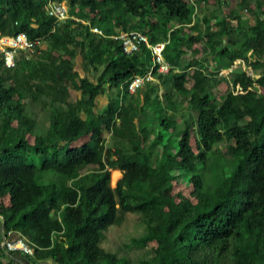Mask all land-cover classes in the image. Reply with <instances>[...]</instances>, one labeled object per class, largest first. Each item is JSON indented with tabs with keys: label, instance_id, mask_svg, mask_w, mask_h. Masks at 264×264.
<instances>
[{
	"label": "trees",
	"instance_id": "1",
	"mask_svg": "<svg viewBox=\"0 0 264 264\" xmlns=\"http://www.w3.org/2000/svg\"><path fill=\"white\" fill-rule=\"evenodd\" d=\"M48 1L0 0L2 34L39 41L18 49L13 67L0 50V264H264V0H236L215 28L197 18L203 0H65L58 25ZM91 26L169 39V72L154 67V80L129 93L132 76L151 69L150 49L125 54ZM56 34L67 61L42 48ZM197 42L246 67L212 78L184 57ZM55 63L65 85L41 72ZM16 69L24 80L13 85ZM111 170L114 179L121 171L115 186ZM177 178L192 198L166 194ZM112 226L126 227L116 240L106 236ZM3 236L33 255L6 251Z\"/></svg>",
	"mask_w": 264,
	"mask_h": 264
},
{
	"label": "built area",
	"instance_id": "2",
	"mask_svg": "<svg viewBox=\"0 0 264 264\" xmlns=\"http://www.w3.org/2000/svg\"><path fill=\"white\" fill-rule=\"evenodd\" d=\"M47 13L55 17L57 25L60 21L68 17V10L63 1L49 0L47 4ZM90 31L100 36L108 35L110 38L119 40L123 52L128 55L140 51L142 46L150 49L152 60L151 69L143 75L135 74L132 76L127 85V91L129 93L136 92V90L142 87L146 82L153 80L152 69L154 67H156L157 72L163 74L169 72L171 68V65L163 57V51L169 39L152 43L149 37L140 30L121 31L118 34H112L110 32L106 34L100 27L91 26ZM1 37H3V39L0 42V50L3 52L4 63L8 67L14 65V55L18 49L33 50L35 45L39 43L37 39L32 40L28 38L24 32H19L13 36ZM1 246L9 252L17 251L29 256L33 255V249L19 237L6 238V240L1 243Z\"/></svg>",
	"mask_w": 264,
	"mask_h": 264
},
{
	"label": "crops",
	"instance_id": "3",
	"mask_svg": "<svg viewBox=\"0 0 264 264\" xmlns=\"http://www.w3.org/2000/svg\"><path fill=\"white\" fill-rule=\"evenodd\" d=\"M237 1L236 0H206L204 2V0L202 1L201 5L197 6V8H195V11H197V18H200V20H202L203 17H209L210 21L207 20V22L209 24H212V28H215V23H216V19L217 18H226L228 17L231 12L234 10V8L236 7ZM244 17H247L248 20L251 22L253 21V17L246 14ZM263 17V16H262ZM236 21L234 20L233 23H235ZM227 43V40L225 37H222V44L225 45ZM201 43L197 42L194 43V45L192 46V49L189 50L188 52H186L184 54L185 58H192L193 60H197L199 62H202L203 64V71L205 72V74L211 76L212 78H224L223 75L228 79L229 74L232 72L233 69H235L236 67H238V65H240L241 67H246L245 62L238 58L236 60L233 61V63H227V61L225 59L222 60H218V58H216V56L213 55L212 52L214 50V46L212 45H207V47H205L203 49V46L200 45ZM213 44V43H211ZM43 47V45H42ZM45 50V49H43ZM80 56L77 57L78 60H80ZM81 62L78 61L76 64V69L78 70L80 75H84L83 73H81L79 68H80ZM53 66V65H52ZM83 69V68H82ZM252 70V69H251ZM84 71V70H83ZM49 72V75L51 78L54 79V75L52 74V72ZM251 71H249L250 73ZM63 81L61 82L62 84H58V85H65L67 83L65 77H63ZM190 82V86L193 83L192 78H189L186 81V84ZM185 84V86H186ZM225 87V81H222L219 84V90L220 92H223ZM71 92H74V94H77V92L73 91L71 89ZM103 95L99 96V106L102 107L105 104V100L102 97ZM105 97V96H104ZM106 99V98H105ZM20 261V260H19ZM22 263V262H21ZM22 264H27V263H22Z\"/></svg>",
	"mask_w": 264,
	"mask_h": 264
},
{
	"label": "rangeland",
	"instance_id": "4",
	"mask_svg": "<svg viewBox=\"0 0 264 264\" xmlns=\"http://www.w3.org/2000/svg\"><path fill=\"white\" fill-rule=\"evenodd\" d=\"M64 1V0H63ZM64 4L66 5V8L68 10V15H69V11H70V8H71V5H70V2L69 1H64ZM114 4V3H112ZM122 4H124L123 2H121V5H119V7L122 8ZM75 9V8H74ZM77 10V9H76ZM116 12L114 13L113 16H115ZM127 17H130L129 15H127ZM76 20H80V22L84 23L85 21L83 19H79L78 17H74ZM97 22H100V21H97ZM104 25V24H103ZM7 26V22L4 23V25L2 27H6ZM1 27V28H2ZM2 32L4 31H0V42L2 41L3 37H1ZM144 33V32H143ZM146 36H148L146 33H144ZM3 47V45H2ZM43 49H46V50H49V55L48 57L49 58H62L64 60H68V51H69V47L67 45H65L64 43V40L62 37H60L59 34H56L52 40H50V42H47V43H44L43 44ZM164 57V55H163ZM165 59V58H164ZM82 65H83V61L81 62V65H80V71L81 73L84 74V71L82 69ZM27 67H24V70H26ZM41 72L43 71H46V70H49L50 72H52V74L54 75V79L56 80V82L58 84H62L61 82L64 80L63 77H64V74H63V71L61 69V67L59 65H57V63L53 64V66L50 67H44L42 66L41 67ZM32 78V77H30ZM231 78V73L229 74L228 76V79ZM24 80V74L23 72L21 71H18V69L14 70L13 71V76L12 78L10 79L11 83L13 85H18L20 84L21 81ZM190 82H188L186 84L187 87L190 86ZM74 94V92H72ZM159 93H163V88L160 87V90H159ZM103 99L106 101L105 97L102 96ZM90 137H92V135H90ZM89 137H84L82 140L78 141L79 144H81L82 142H84L85 140H87ZM108 139V142H107V146H112V140L109 138V136L107 137ZM195 134L192 133V136L190 138V141H191V145L192 147L196 150V144H195ZM222 150L225 152L226 150V147L225 145H223L222 147ZM108 155H114L112 152L110 153H107ZM119 172L118 174V177L117 178H112V172L113 170H111V173H110V184L111 186H115L116 184V181L121 177V171L117 170ZM192 191V185L190 184H185L184 181L182 180V178H177L176 180L173 181V186L171 189L167 190L166 191V194L168 196H171V197H174L175 200H181V199H184L186 197L188 198H192L190 196V192ZM5 203H7V198H3L2 199ZM1 227V226H0ZM123 229H126L125 226L121 227ZM121 228H117L116 226H112L111 228L108 229L107 233H106V236L108 238H111L113 240H116L117 239V236L121 230ZM1 232V231H0ZM125 239H128V237L126 236ZM3 242V240H1V243ZM16 258V257H15ZM18 259V258H16ZM19 260V259H18ZM2 262L3 263H6L7 260L6 259H2ZM23 263V261H21ZM18 264V263H17Z\"/></svg>",
	"mask_w": 264,
	"mask_h": 264
},
{
	"label": "clouds",
	"instance_id": "5",
	"mask_svg": "<svg viewBox=\"0 0 264 264\" xmlns=\"http://www.w3.org/2000/svg\"><path fill=\"white\" fill-rule=\"evenodd\" d=\"M60 1H63V0H60ZM64 1H65V0H64ZM64 1H63V2H64ZM64 20H65V19H64ZM75 20H76V19H75ZM62 21H63V20H62ZM76 21H80V20H76ZM60 22H61V21H60ZM84 23H85V22H84ZM56 25H57V24H56ZM112 34H113V33H112ZM117 34H118V33H117ZM1 36H7V35H1ZM150 42H151V41H150ZM3 58H4V56H3ZM13 66H14V65H13ZM13 66H11V67H13ZM7 67H8V66H7ZM148 71H149V70H148ZM159 73H160V72H159ZM167 73H168V72H167ZM162 74H163V73H162ZM164 74H166V73H164ZM153 80H154V79H153ZM153 80H151V81H153ZM144 85H145V84H144ZM144 85H143V86H144ZM238 87H239V86H238ZM239 88H240V87H239ZM239 88H238V89H239ZM5 237H6V236H5Z\"/></svg>",
	"mask_w": 264,
	"mask_h": 264
},
{
	"label": "water",
	"instance_id": "6",
	"mask_svg": "<svg viewBox=\"0 0 264 264\" xmlns=\"http://www.w3.org/2000/svg\"><path fill=\"white\" fill-rule=\"evenodd\" d=\"M2 240H3V241H4V240H6V237H5V236H3V237H2Z\"/></svg>",
	"mask_w": 264,
	"mask_h": 264
}]
</instances>
